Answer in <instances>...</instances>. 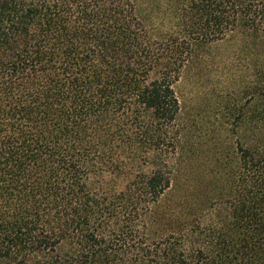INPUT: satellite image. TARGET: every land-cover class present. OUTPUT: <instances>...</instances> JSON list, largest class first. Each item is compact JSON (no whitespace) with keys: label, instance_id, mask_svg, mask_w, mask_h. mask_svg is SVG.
<instances>
[{"label":"trees","instance_id":"trees-1","mask_svg":"<svg viewBox=\"0 0 264 264\" xmlns=\"http://www.w3.org/2000/svg\"><path fill=\"white\" fill-rule=\"evenodd\" d=\"M235 38L218 156L170 203L173 85ZM0 264H264V0H0Z\"/></svg>","mask_w":264,"mask_h":264},{"label":"rangeland","instance_id":"rangeland-1","mask_svg":"<svg viewBox=\"0 0 264 264\" xmlns=\"http://www.w3.org/2000/svg\"><path fill=\"white\" fill-rule=\"evenodd\" d=\"M238 45L235 38L200 50L173 85L181 107L185 139L180 148L183 169L166 196L170 203L179 188L189 192L199 182L206 162L218 156L219 145L209 140L215 135L219 137L217 132L226 126L223 119L229 102L226 94L240 87L248 70V61L237 52Z\"/></svg>","mask_w":264,"mask_h":264}]
</instances>
